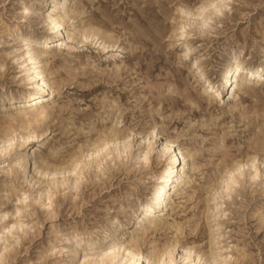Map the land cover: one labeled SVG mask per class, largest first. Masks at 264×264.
Instances as JSON below:
<instances>
[{
	"label": "rangeland",
	"instance_id": "obj_1",
	"mask_svg": "<svg viewBox=\"0 0 264 264\" xmlns=\"http://www.w3.org/2000/svg\"><path fill=\"white\" fill-rule=\"evenodd\" d=\"M202 1L69 0V10L62 13L67 32L80 39L99 29L116 45L107 47L108 37L101 43V35L91 34L79 45L60 47L41 40L51 34L36 13L37 0H0V92L31 87L29 66L20 59L31 40L44 53L37 70L47 69L57 94L45 109H22L26 118L51 114L43 125L25 128L48 129L28 141L31 149L40 146V161L59 163L86 154L112 130L121 136L155 127L177 139L186 155L180 173L188 171L191 181L177 183L161 216L143 218L141 229L136 225L129 231L148 264H157L176 240L167 264L219 259L221 264H264V85L236 87L233 99L210 101L194 83L191 66L200 59L218 81L231 48L243 49L241 58L250 65L264 61V0H222L205 24L192 23L181 8L194 13ZM142 149L113 151L86 166L77 186L56 187L29 182L16 144L0 170V264H59L74 236L98 230L110 217L121 219L133 199L145 201L146 177L156 170L158 152L145 161L137 158ZM252 157L229 196L217 191L225 169ZM86 247L83 243L75 264H81L82 254L93 253ZM185 248L191 249V259H184Z\"/></svg>",
	"mask_w": 264,
	"mask_h": 264
},
{
	"label": "bare ground",
	"instance_id": "obj_2",
	"mask_svg": "<svg viewBox=\"0 0 264 264\" xmlns=\"http://www.w3.org/2000/svg\"><path fill=\"white\" fill-rule=\"evenodd\" d=\"M68 1L37 0L38 10H36V13L39 15L42 25L47 26V28H43L44 32L51 34L42 36L41 40L44 44L52 42L59 44L61 47L63 44L70 42L71 44L79 45L83 42V38L85 40L92 34V36L101 35V43L104 42L103 39L105 37H108L110 42H107V47H114L116 45L115 40H112L110 36L102 34L99 29H94L92 32H84L80 39L67 32L64 27L62 13L69 10ZM221 2L222 0H204L195 9L194 13L189 7H182L181 10L191 15L192 23L200 21V24L203 25L205 24L204 18L210 17L212 14L210 10L216 11V7ZM187 36L184 37L187 38ZM31 38L34 37L31 36ZM31 44V40L26 41V47L23 50L25 53L20 58L24 62L26 61V67L29 66L30 72H28V78L31 87L18 93L12 91L0 92V170H4L3 163H5V157L17 144L23 152L22 172L31 184L35 186L40 182H46L56 187L68 184V186L75 187L78 185V181L86 166L94 162H102L113 151L121 150L126 152L130 147L136 145L138 149L143 148L137 158L143 157L147 161L151 157L150 153L157 149L156 170L148 173L146 177L149 192L146 194L145 201H141L140 198L133 199L130 202L131 205L128 211L125 212V215L121 219L115 216L110 217L107 223L98 230L86 233L85 235L74 236L73 240L66 246L67 253L64 255L65 257L59 262V264H75V260L79 254L84 251L82 244L85 243L86 248L93 251V253L90 252L91 255L89 252L82 254V258L78 261H81V264H88V262L89 264H114L117 260L121 264L123 261H126L125 264H148L149 260L144 259L142 251L137 247L139 241L134 234H129V231L136 225L138 229H141L143 218L150 220L155 216H161L168 209L170 195L177 193L176 186L178 182L183 184V186L189 184L191 181L189 172L180 173V166L186 161V155H184L176 138L164 137L163 133H158L157 130L155 131V127H153V129L146 132L127 133V135L121 136L117 134L116 130H112L111 133L105 134L103 137L99 136L94 145L87 149L86 154L81 153L80 156L75 157L70 155L59 163L52 162L49 158H44L40 161L37 155L40 146L31 149L28 141L44 136L48 129L43 127L41 131L37 132L31 130L25 131V128H30L33 123L37 126L43 125L51 114L49 112H37L30 115L32 118H26L28 113L22 112V109L25 108V105L34 106L40 110L45 109L46 106L55 104L57 94L49 82L47 69L37 70L38 66L36 65L43 62L44 53L39 52V48H34ZM73 47L74 45L71 46V48ZM192 51L189 48L186 54L189 56ZM242 54L243 49L231 48L227 53L228 59L220 70V79L218 81L210 78L209 72L200 59H194L191 63L196 73L193 76V80L196 85L202 88L201 95L206 96L210 101H221L225 97L228 100L235 97L236 87L244 86L245 88H250L252 86L264 85V61L257 65H250L244 60V57L241 58ZM191 104L194 105V103ZM131 132L134 131L131 130ZM134 134L136 137H134ZM17 141L19 143H16ZM145 142L147 143L146 148L143 147ZM86 156L89 158H86ZM254 159L255 157H252L246 160L245 163H243L244 161L234 163L233 167L225 169V174L221 176L217 184L219 186L217 191L224 189L225 195L229 196L233 185L238 182V176L243 174L241 169L248 162H253ZM256 176L257 170L251 174V178L253 179ZM156 227V224L153 225V228ZM136 235H140L139 231ZM122 239L124 243L119 242ZM66 240L69 239L66 238ZM178 243L179 241L176 240L170 245V249H164L157 264L171 262V251L176 249ZM182 254L186 260L192 257L191 249L189 248L183 249ZM222 262L223 260L219 259L218 261H214L213 264H221ZM193 264H199V261L193 260Z\"/></svg>",
	"mask_w": 264,
	"mask_h": 264
}]
</instances>
